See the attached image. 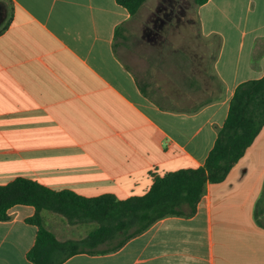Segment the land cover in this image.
Instances as JSON below:
<instances>
[{"label": "crops", "instance_id": "0c3cea01", "mask_svg": "<svg viewBox=\"0 0 264 264\" xmlns=\"http://www.w3.org/2000/svg\"><path fill=\"white\" fill-rule=\"evenodd\" d=\"M147 1L131 15L116 0H0V185L125 199L204 165L236 87L264 76V0H206L198 38L166 43ZM188 210L60 264H264V125ZM34 212L0 220V264H33Z\"/></svg>", "mask_w": 264, "mask_h": 264}, {"label": "trees", "instance_id": "16d2710c", "mask_svg": "<svg viewBox=\"0 0 264 264\" xmlns=\"http://www.w3.org/2000/svg\"><path fill=\"white\" fill-rule=\"evenodd\" d=\"M134 15L145 0H116ZM206 0H194L197 5ZM264 125V76L239 84L230 101L227 116L203 166L165 172L154 176L141 196L118 199L111 194L84 197L67 189L53 190L41 183L16 178L0 185V220L9 218L15 205H30L34 214L27 218L37 226L35 241L27 252L33 264H60L69 256L100 245V251L117 249L130 238L169 215L193 212L207 182L225 179L231 167L243 156ZM55 212L69 223L92 222L94 227L80 240H59L43 224V212ZM187 212V213H188ZM83 242L85 246H79Z\"/></svg>", "mask_w": 264, "mask_h": 264}, {"label": "rangeland", "instance_id": "374dc122", "mask_svg": "<svg viewBox=\"0 0 264 264\" xmlns=\"http://www.w3.org/2000/svg\"><path fill=\"white\" fill-rule=\"evenodd\" d=\"M146 7L156 10L155 13L141 18L147 20L148 25L152 27L153 32L150 31L152 37L162 39L164 43L169 41L170 35L174 37L175 33L179 36L181 34L184 38H198L197 4L194 0H148ZM250 19L252 20V14ZM154 23L158 25V28L154 29ZM43 224L55 230L52 232L60 240L70 237L76 240H78L77 237L83 239L94 227L92 222L69 223L61 214L48 211L44 214ZM78 245L85 246L83 242H79Z\"/></svg>", "mask_w": 264, "mask_h": 264}]
</instances>
